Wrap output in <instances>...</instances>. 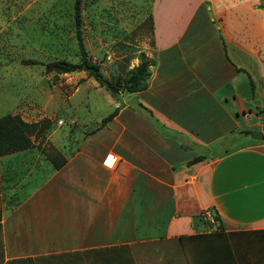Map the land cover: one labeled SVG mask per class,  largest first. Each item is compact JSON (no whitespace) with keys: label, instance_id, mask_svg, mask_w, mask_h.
Instances as JSON below:
<instances>
[{"label":"crops","instance_id":"obj_1","mask_svg":"<svg viewBox=\"0 0 264 264\" xmlns=\"http://www.w3.org/2000/svg\"><path fill=\"white\" fill-rule=\"evenodd\" d=\"M173 1L188 7L180 32L174 11L158 12ZM259 3L152 0L146 89L110 97L116 116L76 130L58 170L33 137L0 156V264H264V139L202 152L264 132V38L255 56L246 29L224 27ZM197 156L206 158L188 166Z\"/></svg>","mask_w":264,"mask_h":264},{"label":"rangeland","instance_id":"obj_2","mask_svg":"<svg viewBox=\"0 0 264 264\" xmlns=\"http://www.w3.org/2000/svg\"><path fill=\"white\" fill-rule=\"evenodd\" d=\"M74 1L15 0L0 4V117L16 114L27 123L48 119L51 127L43 139L39 138L45 142L47 159L56 153H72L80 139L79 132L99 126L102 118L114 110L109 94L85 72L57 75L44 70V65L54 60L75 63L79 59ZM80 6L87 53L107 77H125L138 64L139 54L153 45L152 0H80ZM171 6L173 9L160 8L158 12L174 11L173 28L180 32L185 27L188 7L175 1ZM257 8L254 14H228L224 21L228 33L242 27L250 39L254 37L255 56L261 51L257 47L264 38V11L260 3ZM201 16L202 12L193 22L196 27L203 22ZM257 57L264 76V50ZM27 61L35 64H26ZM252 70L254 86L259 89L261 80L256 77L255 65ZM242 136L240 132L230 148L202 152L222 153L251 142V138ZM213 215L208 213L204 220L210 229L215 224Z\"/></svg>","mask_w":264,"mask_h":264},{"label":"trees","instance_id":"obj_3","mask_svg":"<svg viewBox=\"0 0 264 264\" xmlns=\"http://www.w3.org/2000/svg\"><path fill=\"white\" fill-rule=\"evenodd\" d=\"M259 2L260 8L264 9V0H259ZM73 7L75 36L79 59L75 63L65 60L48 62L44 65L45 72L57 75L85 72L87 76L93 79L100 88H103L114 101H118L120 94H132L145 90L150 77L149 68L153 65V61L147 58L143 53H140L138 56V64L127 71L125 77L122 75H119L117 78L107 77L102 72L100 64L94 61L85 49L82 34L80 0H75ZM26 64H35V62L27 61ZM139 107L147 111V109L140 104ZM117 110L118 108L104 117L101 120L100 126L102 127L110 122L114 116H116ZM50 127L51 122L48 119H42L34 123H27L16 114H6L0 117V156L24 151L34 147L31 137L35 140L39 138L43 139ZM205 158L206 157L204 156H197L190 160L187 165L190 166L204 160ZM48 161L53 170H58L65 164V158L57 153L49 155ZM212 213L214 214L213 220L218 221V217L213 211ZM179 242H182V239H179Z\"/></svg>","mask_w":264,"mask_h":264},{"label":"water","instance_id":"obj_4","mask_svg":"<svg viewBox=\"0 0 264 264\" xmlns=\"http://www.w3.org/2000/svg\"><path fill=\"white\" fill-rule=\"evenodd\" d=\"M247 134H248V136L251 139L256 140V141H262L264 139L262 133H252V132H248Z\"/></svg>","mask_w":264,"mask_h":264},{"label":"built area","instance_id":"obj_5","mask_svg":"<svg viewBox=\"0 0 264 264\" xmlns=\"http://www.w3.org/2000/svg\"><path fill=\"white\" fill-rule=\"evenodd\" d=\"M59 125H62V121L59 122ZM113 163H114V161L111 160V159H106L104 161V165L107 166V167H110V168L113 167ZM204 216L207 217L208 216V213H205Z\"/></svg>","mask_w":264,"mask_h":264}]
</instances>
